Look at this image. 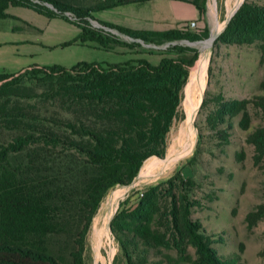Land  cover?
<instances>
[{"label": "trees", "instance_id": "trees-1", "mask_svg": "<svg viewBox=\"0 0 264 264\" xmlns=\"http://www.w3.org/2000/svg\"><path fill=\"white\" fill-rule=\"evenodd\" d=\"M149 1L103 0L87 9L78 5L81 0H0V20L8 18L7 8H24L74 26L79 45L88 41L108 52L112 46L141 44L159 54L155 64L137 59L104 67L80 63L0 72V264H85L84 240L105 194L129 185L145 160L163 158L196 58L193 49L178 43L203 41L207 31L190 32L185 24L162 32L134 31L88 14ZM193 5L202 16L203 8ZM89 21L99 28L87 31ZM216 41L256 44L264 62V5L244 0ZM207 104L203 99L199 109ZM248 106L264 117V87L245 100L219 101L204 124L225 142L229 121L238 117L257 166L264 159V123L252 124ZM176 189L168 181L166 188L147 189L134 207L118 208L108 227L122 263L158 264L159 247L182 258L189 246L192 264H240L209 247ZM257 211L247 215L250 224H264V208Z\"/></svg>", "mask_w": 264, "mask_h": 264}, {"label": "rangeland", "instance_id": "rangeland-1", "mask_svg": "<svg viewBox=\"0 0 264 264\" xmlns=\"http://www.w3.org/2000/svg\"><path fill=\"white\" fill-rule=\"evenodd\" d=\"M195 1L203 12L196 22L198 25L189 31L205 29L207 37L200 42L178 43L193 49L196 58L188 68L176 117L166 135L164 156L145 160L129 185L114 187L105 194L84 240L85 264H123L109 222L120 206L134 207L140 194L155 186L166 188L168 181L177 185L176 194L186 198L190 221L200 225L199 233L220 258H236L240 264H264V224L260 220L253 224L247 221L249 213L264 208V159L257 166L253 164L252 148L244 140L238 117L229 121L231 129L225 142L210 135L204 124L206 114L219 101H241L261 92L264 62L256 44L233 46L216 41L244 0ZM248 1L264 5V0ZM102 3L103 0H81L78 5L89 9ZM152 8V4L140 3L88 14L96 21L129 27L131 20L151 16ZM161 8L164 16L169 15L168 4H159L158 11ZM5 12L8 18L0 20V72L6 74H17L33 66L68 69L85 63L104 67L137 59L155 64L159 58L156 50L148 51L141 44L112 46L108 52L88 41L79 45L78 29L67 22L49 20L24 8L9 7ZM89 23L85 29L90 33L99 28L94 22ZM201 43L208 51L195 68ZM201 62V73L205 70L200 81L203 87L195 80L193 86L192 81L189 84L190 73L195 72L200 79L202 74L197 70ZM203 99L208 106L200 110ZM247 111L253 125L264 123V117L251 107ZM194 258V249L189 246L182 258L176 257L172 250L159 247L154 260L158 264H192Z\"/></svg>", "mask_w": 264, "mask_h": 264}, {"label": "crops", "instance_id": "crops-1", "mask_svg": "<svg viewBox=\"0 0 264 264\" xmlns=\"http://www.w3.org/2000/svg\"><path fill=\"white\" fill-rule=\"evenodd\" d=\"M148 3L152 4L153 6L151 16L148 15L145 17L133 19L131 20L129 27L125 24L122 26V24L118 25L114 22L108 23L115 24L123 28H128L134 31L162 32L176 29L182 24L188 25L190 22L198 25L196 22L201 17L197 8L193 5L199 4V2H196L195 0H152L149 2H145V4ZM163 3H166L169 6V15L164 16L161 13L162 8L158 11V5ZM22 70L24 69H21L18 72ZM12 74H16V72Z\"/></svg>", "mask_w": 264, "mask_h": 264}, {"label": "bare ground", "instance_id": "bare-ground-1", "mask_svg": "<svg viewBox=\"0 0 264 264\" xmlns=\"http://www.w3.org/2000/svg\"><path fill=\"white\" fill-rule=\"evenodd\" d=\"M210 41H211V39L207 40V42H208L207 44H209ZM199 48H200V50H201V53H200V56H199L198 61H197L196 64L194 65L195 68H196V66H197L198 63H199L200 57H201V58H204V56L207 54V51H208V48H207L206 46H203V43L200 44ZM199 66H200V68L198 67V70H197V73H198V74H200L201 71H202V68H201V66H202V62L199 64ZM205 68H206V67H205ZM194 70H195V69H194ZM190 74L192 75V72H191ZM201 74H202V73H201ZM204 74H205V70L203 71V74H202V76H201L200 79H199V78H197V76L195 75V72H193V75H192V76L190 75V78H189V84H190V81H192V85L194 86L193 80H195L196 83H197V85H200V87H203L202 84L200 83V81L203 80V76H204ZM191 77H193V78L191 79ZM189 84H188V89H189ZM192 89H193V87H192Z\"/></svg>", "mask_w": 264, "mask_h": 264}, {"label": "built area", "instance_id": "built-area-1", "mask_svg": "<svg viewBox=\"0 0 264 264\" xmlns=\"http://www.w3.org/2000/svg\"><path fill=\"white\" fill-rule=\"evenodd\" d=\"M194 26H195V24L193 23V22H190L189 24H188V27L190 28V29H192V28H194ZM110 34H113V35H116V33L115 32H113V31H110V30H107ZM211 35V34H210ZM125 40H127L126 38H124ZM173 45V44H172ZM147 48L149 47V46H146ZM166 47V45L164 46V47H162L161 49H163V48H165ZM151 48H153V47H151ZM153 49H155V50H157L158 48H153ZM141 196V194L139 195V197Z\"/></svg>", "mask_w": 264, "mask_h": 264}]
</instances>
